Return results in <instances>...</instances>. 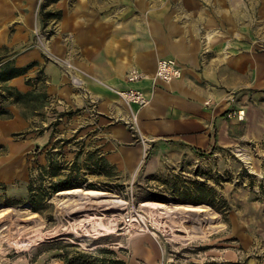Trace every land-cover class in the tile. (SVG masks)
Here are the masks:
<instances>
[{
    "label": "crops",
    "instance_id": "crops-1",
    "mask_svg": "<svg viewBox=\"0 0 264 264\" xmlns=\"http://www.w3.org/2000/svg\"><path fill=\"white\" fill-rule=\"evenodd\" d=\"M164 59L182 70L171 83L155 79ZM1 67L29 69L0 82V144L17 157L40 148L42 169L56 167L59 142L65 160L78 141L80 163L134 181L264 140V0H0ZM132 69L146 77L129 83ZM128 88L150 103L126 104L116 91Z\"/></svg>",
    "mask_w": 264,
    "mask_h": 264
},
{
    "label": "rangeland",
    "instance_id": "rangeland-1",
    "mask_svg": "<svg viewBox=\"0 0 264 264\" xmlns=\"http://www.w3.org/2000/svg\"><path fill=\"white\" fill-rule=\"evenodd\" d=\"M35 38L39 45L36 33ZM33 100L21 103L29 107ZM2 104L0 99V110ZM23 134H14L13 141L19 143L29 133ZM59 144L56 167L46 173L36 156L40 148L31 146L17 157L21 148L12 156L0 144V264H65L66 254L79 253L91 254L92 260L98 257V247L116 251L127 264H264V140L201 156L166 173L139 175L134 181L105 167L96 172L85 160L80 163L78 141L71 142L67 152L73 157L65 160L68 142ZM31 176L35 189L44 188L47 197L54 185L64 183L111 196L100 202L94 196L62 198L52 192L44 200L35 194L42 213L30 218L32 211L25 206L33 208L24 182ZM115 199L122 203L116 206ZM203 201H212L216 208ZM110 202L113 207L102 209ZM146 202L164 204L165 212L142 207ZM177 206L208 210L180 211ZM137 211L142 227L126 222ZM144 223L159 237L143 231Z\"/></svg>",
    "mask_w": 264,
    "mask_h": 264
},
{
    "label": "built area",
    "instance_id": "built-area-1",
    "mask_svg": "<svg viewBox=\"0 0 264 264\" xmlns=\"http://www.w3.org/2000/svg\"><path fill=\"white\" fill-rule=\"evenodd\" d=\"M182 75V70L178 66L177 62L175 60H160L158 62L157 71L155 74V79H158L160 81H163L165 83H171L177 78H180ZM146 77V75L140 71L139 69H132L128 75H127V81L129 83H135L138 81L143 80ZM117 95L129 106L136 105L139 108L146 107L150 103V99L145 94L144 91L140 89L135 88H128L125 90H117ZM228 118H238L240 120L245 119L246 116V110H238V111H230L228 113ZM130 128L133 130L135 137L139 143H141L144 146V155L147 157L149 155V152L151 150V142L142 134L141 129L138 125V120L136 115H133L130 123ZM136 216L132 218H127L126 222H137L139 227L141 226V223L139 219L142 217L139 213V211L136 212ZM147 229L142 228L143 231H151L150 227L144 223ZM153 230L155 227H152ZM159 230V229H157ZM152 234L159 237V233L155 231H151ZM163 236H166L165 232L161 233Z\"/></svg>",
    "mask_w": 264,
    "mask_h": 264
},
{
    "label": "trees",
    "instance_id": "trees-1",
    "mask_svg": "<svg viewBox=\"0 0 264 264\" xmlns=\"http://www.w3.org/2000/svg\"><path fill=\"white\" fill-rule=\"evenodd\" d=\"M28 69L29 68L1 67L0 68V82H6V81H9V80L17 77V76L23 75L26 72H28ZM8 92L12 97H15V102H21L22 100H24L26 98L25 96H23L21 94H16L12 88H9ZM47 170L48 169L45 168V173L47 172ZM45 175H47V174H45ZM76 186L72 183H64V184L54 185L52 187L51 193L47 197V194H45L44 191H42V190H44V188L41 190L35 189L36 188L35 187V181H34V179H31L30 184H29V199H30V203H31L33 210L30 209L29 205H27L25 207L32 212L36 211V212L42 213V210L34 202L33 198H34L35 194H37L38 196L41 195L42 199H44V200H48L49 197L52 195V192L58 193V192H61V190L71 189V188H74ZM198 202H202V201H198ZM203 202H207L209 205H212L213 207L216 208L215 203H213L212 201H203ZM97 255H98L97 259L94 258L95 260L94 259L91 260L92 257H91V254H89V253H79L75 257H70L68 254H66L65 257L63 258V260L65 261V264H127L126 261L117 257L116 251L108 250L104 247H98L96 249V256Z\"/></svg>",
    "mask_w": 264,
    "mask_h": 264
},
{
    "label": "bare ground",
    "instance_id": "bare-ground-1",
    "mask_svg": "<svg viewBox=\"0 0 264 264\" xmlns=\"http://www.w3.org/2000/svg\"><path fill=\"white\" fill-rule=\"evenodd\" d=\"M86 196V197H96V199H99L100 202L104 201V198H107L109 196H111L110 194L104 192V191H100V190H92V189H82V188H75V189H68V190H64L61 191L57 194V196L62 197V198H68V197H72V196ZM106 201V200H105ZM109 201V200H107ZM112 202L110 203H106L105 205H102V209H108L110 207L113 206H109L111 205ZM113 203H115L116 206H119L122 202L119 199H115L113 200ZM142 207H148L151 209V211L154 212H165L166 206L162 203H156V202H146L142 204ZM177 210H184V211H192V212H197V213H202V212H206L208 210V208L206 206H177L176 207ZM8 210V209H5ZM30 214V215H29ZM37 212L33 211V212H29L28 215L30 218H35L37 216ZM98 220V218H97Z\"/></svg>",
    "mask_w": 264,
    "mask_h": 264
}]
</instances>
